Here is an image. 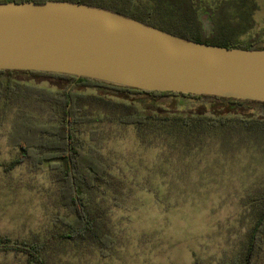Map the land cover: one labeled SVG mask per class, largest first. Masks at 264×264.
<instances>
[{
  "label": "rangeland",
  "instance_id": "rangeland-1",
  "mask_svg": "<svg viewBox=\"0 0 264 264\" xmlns=\"http://www.w3.org/2000/svg\"><path fill=\"white\" fill-rule=\"evenodd\" d=\"M253 2L252 28L235 34L240 42L264 34V0ZM16 79L60 87L53 80ZM80 91L98 94L96 88ZM16 106L0 120V236L41 241L53 227L52 217L67 212L58 205L55 173L47 166L21 163L7 169L19 153L9 138ZM187 106L194 115L204 111L194 101ZM32 112L41 119V108ZM85 130L84 148L103 158L119 186L117 193L108 189L91 197L93 208L104 213L100 230L113 244L106 257L94 245L58 244L46 252L47 264H230L242 257L252 225L245 204L264 189V145L244 142L238 148L231 141L224 153L220 141L211 140L187 155L174 139L131 126L103 122ZM0 264L26 263L21 255L0 254ZM253 264H264V239Z\"/></svg>",
  "mask_w": 264,
  "mask_h": 264
},
{
  "label": "trees",
  "instance_id": "trees-1",
  "mask_svg": "<svg viewBox=\"0 0 264 264\" xmlns=\"http://www.w3.org/2000/svg\"><path fill=\"white\" fill-rule=\"evenodd\" d=\"M47 1L108 9L200 44L264 49V34H256L245 42L235 38L237 32L252 28L253 0H0V3ZM17 76L57 81L60 87L51 90L26 85ZM81 88H96L98 94L83 93ZM190 101L199 104L203 113H190L187 106ZM15 104L19 111L12 121L9 138L19 153L7 169L21 163L32 169L47 166L55 173L58 205L67 212L65 216L52 217L53 227L44 240L26 242L0 236V254L21 255L26 264H47L46 252L62 243L94 245L102 257L107 256L113 244L100 230L104 213L93 208L91 197L106 195L108 189L117 193L119 186L112 181L103 158L84 148L81 136L86 133L85 127L108 122L143 129L174 139L183 145L181 153L187 155L194 148L207 146L211 140L220 141L224 153L228 152L225 145L231 141L238 142V148L245 143L264 145L261 103L138 91L62 74L0 71V120ZM40 108L41 119H37L32 111ZM90 137L96 138L95 131L90 132ZM245 206L252 225L246 234L242 257L230 264H253L263 248L264 189L248 198Z\"/></svg>",
  "mask_w": 264,
  "mask_h": 264
},
{
  "label": "water",
  "instance_id": "water-1",
  "mask_svg": "<svg viewBox=\"0 0 264 264\" xmlns=\"http://www.w3.org/2000/svg\"><path fill=\"white\" fill-rule=\"evenodd\" d=\"M0 71L264 104V49L200 44L68 1L0 3Z\"/></svg>",
  "mask_w": 264,
  "mask_h": 264
}]
</instances>
